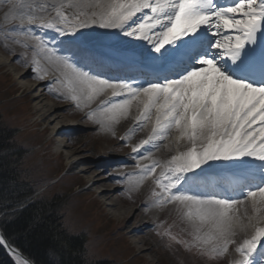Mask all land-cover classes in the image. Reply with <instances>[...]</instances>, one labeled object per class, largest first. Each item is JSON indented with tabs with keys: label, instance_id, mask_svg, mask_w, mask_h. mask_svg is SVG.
Returning <instances> with one entry per match:
<instances>
[{
	"label": "snow or ice",
	"instance_id": "snow-or-ice-1",
	"mask_svg": "<svg viewBox=\"0 0 264 264\" xmlns=\"http://www.w3.org/2000/svg\"><path fill=\"white\" fill-rule=\"evenodd\" d=\"M7 3L5 21L34 41L23 46L43 53L59 72L48 85L57 99L81 109L110 91L111 99L85 117L108 128L127 117L133 102L143 105L136 117L141 130L154 117L151 134L132 147L138 161L151 159L177 131L175 155L137 164L138 183L154 177L160 189L153 190L155 203L176 204L192 225V240L177 242L209 259L235 244L240 258L233 264H264V0ZM37 29L54 31L56 43ZM32 63V78L44 80L40 61ZM183 139L189 146L180 151ZM0 246L18 264H31L2 231ZM49 255L48 264H67L59 247Z\"/></svg>",
	"mask_w": 264,
	"mask_h": 264
},
{
	"label": "bare ground",
	"instance_id": "bare-ground-1",
	"mask_svg": "<svg viewBox=\"0 0 264 264\" xmlns=\"http://www.w3.org/2000/svg\"><path fill=\"white\" fill-rule=\"evenodd\" d=\"M36 3H44L48 2L50 3L51 0H34ZM0 5H2L1 13H0V24H4L6 29H13L15 31L17 27V22L14 21H5L4 19V14L8 11L10 5L7 3V0H0ZM42 29H37L38 32H41L44 34ZM51 31V30H50ZM103 31V30H99ZM18 32V31H17ZM54 33V36H49L46 35V38L52 42L56 43V40L53 39L54 37H57V34ZM19 33V32H18ZM12 40L24 45V43L34 45L33 43H29L25 39H23L21 36L16 35V36H11ZM10 51L8 50L9 53L11 54H18L19 53L16 51V48L13 45L9 46ZM32 49V48H31ZM33 51V50H32ZM37 60L40 61L41 67L46 71L47 75L44 80L40 79H34L33 77V60L30 62V67L28 66V71L24 72H19L20 69H18V59L12 58L10 61H8L9 65V71L8 73H5L4 77H7L8 80L10 79V88H11V94L14 95L13 91L16 92L15 90L17 89L19 93H17V96L20 98H17L18 100H22V96L27 97L30 99V104L32 106H29V110H31V107L33 109V113L36 115L40 116V120L42 123H47L48 126L46 127V131L51 129L52 126L55 125L56 121H59V128H55L54 130L56 133L55 137H59V135L64 132L66 129H71L67 124V117L71 116H77L81 121H83L85 124H87L89 127H91V131L96 132L98 135L100 134L99 137L103 139L108 145H110V148H102L99 150V156L102 158H105L102 163L99 164H94L90 163L87 160H81L75 162V164L78 166L80 165L81 171L78 173V178H87V175L91 174V172L94 175V178L92 180H86V186L85 190H89L90 193L93 192L94 189H98V195L97 198H102V207L106 211H110V214H112L114 221H121L125 222L123 229V233L125 237L120 236V240L123 241V246H124V251L126 249H130V251L127 250V252L122 251L120 254L116 253V256L118 257L117 264H124L127 262V260L133 261L137 260L138 262H143L145 263L146 260V254L152 253L153 249L149 247L147 240L145 239L146 235L148 234L147 231H145V228L149 226L155 225L157 222L162 220L164 217L170 215V216H175L177 219L169 218V220H174L176 222V225H174L170 230L168 231L171 236L174 237H179V240L183 241H188L187 234H185L188 230L186 228H181L179 226V229H177V226L180 225H185V226H191L192 225L182 217L181 210L178 208L176 204H164L163 206L157 205L155 203L156 197L152 195L153 190L159 191L154 183V177H147L142 180V182L138 181L140 180V174H141V168L137 167V164L139 163L142 166L144 165H149L151 164L152 159H157L160 161H165L171 158L172 155L176 154L177 151V137L178 133L175 129L172 130V132L169 134L167 140L161 142L162 146L159 148V150H156L153 152V156L151 159L148 160H141L138 161L136 159L135 153L132 152V147L139 143L141 140L146 139L150 134L152 127L154 126V117L153 120L145 127L142 128V130L138 127V122L136 120V117L139 115L140 110V103L139 102H133L129 114L127 117H122L119 119L118 123H114L110 128L104 127L98 123L95 122V119H86V114L91 112L92 110H98L99 106L101 104V101L111 99V92H105L103 95H101L98 99L95 101L91 102L87 107H83L81 109H77L75 107V102L73 101H65V100H60L59 101L60 105H55L53 104L50 108L47 107V105L44 103V100L47 98L48 94H46V91L48 90V85L50 82L54 81L57 76L59 75V72L56 70L55 66L50 64L45 58L43 53H40L39 55H36ZM2 64V63H1ZM17 66V67H16ZM20 67H25V65L20 64ZM10 68H13L14 71L16 72V77L10 72ZM59 89V85H56L54 87V90ZM19 94L21 96H19ZM62 107H65L64 109ZM62 110L60 111V109ZM67 109V111H66ZM77 109L76 114H71L70 110ZM99 116V112H98ZM5 117V116H4ZM56 117V118H55ZM24 122V119H23ZM10 130L14 131L15 128L9 127ZM57 130V131H56ZM58 134V135H57ZM18 138V133L15 131L14 133V139L17 140V145H18V151L24 150L22 154L18 155L21 157V159H18V162L22 163L23 162V156L26 155L28 156V152L26 153V148L22 145L24 142L17 139ZM189 146V141L187 139L180 140L178 142V147L180 151L186 150V148ZM61 147V146H60ZM148 145H145V148H148ZM145 148L140 149V152L143 153L145 151ZM85 148L82 146L81 148H72L68 145L62 146L56 155H58V158L61 157H70L80 154L85 152ZM31 151V150H30ZM88 151V150H86ZM30 154V153H29ZM31 156V155H30ZM26 157L24 160H26ZM74 164V163H72ZM107 164V165H106ZM63 165V164H62ZM74 166V165H73ZM76 167V166H75ZM95 168L97 170H95ZM134 174L131 179H125V177L128 176V174ZM161 173V169L157 168L156 170V176H159ZM69 174V173H68ZM68 176V175H67ZM73 175H69L68 178H72ZM64 179V178H63ZM104 182H107V184H115L116 182H121V191L122 192H127L131 195L134 196V199L127 205H122L116 202V198L113 197L115 194V187H107L104 189H101ZM73 184L67 183L65 187L72 186ZM77 185L78 189L74 192V195H80L78 192L81 190L79 187L80 184H75ZM65 191V190H64ZM31 192V191H30ZM87 193V192H84ZM33 193L28 195V199L26 202L24 201L22 204L19 205H10L12 207L9 212L8 208L4 205V207L0 208L1 210H4L3 213L7 214L4 219L2 218L0 214V231H2L5 235L4 232V225L3 223L9 222L13 220L12 218H9V215L12 213H18L30 206H37L40 208H46L45 203L47 202L46 199H38L37 202L31 203L30 202V197ZM89 194V193H88ZM92 194V193H91ZM29 204L25 208H21L25 206L27 203ZM101 202V201H100ZM93 201H90V203H87V206L89 207ZM95 204V203H93ZM44 205V206H43ZM136 207V210L134 209ZM21 208V209H19ZM48 209V208H47ZM261 215L264 216V205L261 206ZM49 210V209H48ZM51 213L53 212L52 210H49ZM241 211H243V208H241ZM131 213V214H130ZM248 213L249 215H253V211L251 209L250 204L248 205ZM89 215H92L93 217H90ZM69 216L71 218V225L76 226L78 229L81 230H87L85 234L88 236V241L87 239L82 237L81 233L75 232V233H69L67 234L70 237H79L81 236V251L83 254L86 253V255L80 256L79 258L81 261H83L85 258L88 262V264H107L106 262H92L88 259V253H87V248L89 246V249H92L94 244H91L92 241L96 240V235L99 230L100 223H101V218L103 219V215H101L99 212L94 210V213H91L90 211L86 210H79L76 209L72 212L69 213ZM98 228H97V226ZM95 229H90L92 227H95ZM102 228V227H101ZM100 228V229H101ZM90 229V230H89ZM193 229V228H192ZM251 229H248L247 234H251ZM6 236V235H5ZM104 236V234H103ZM245 236V233H240L238 234L235 239L237 242H240ZM168 238L171 240V237L168 235ZM7 242L11 244V247L20 250L19 247H17L13 242H11L7 237ZM178 240H176V245L178 248L175 247H168L166 248V252L172 254L173 256L180 258L181 256L183 257L184 263H190L194 260L192 251H189L186 246L182 243H178ZM126 248V249H125ZM137 251V259H135V256L133 255L135 253V249ZM236 245H231L229 249L234 250V254L231 255V262L229 259L226 257H219L217 261L211 263V262H206L204 264H220V261H223L228 264H233L234 261H237L240 257L239 254L236 253L235 251ZM16 251V250H15ZM119 251V250H118ZM23 253V252H22ZM24 254V253H23ZM11 255L13 257H17L14 252H11ZM30 259V258H29ZM14 264H17L13 259H11ZM195 262V261H194ZM159 264V261H157ZM172 264V262L170 261Z\"/></svg>",
	"mask_w": 264,
	"mask_h": 264
},
{
	"label": "rangeland",
	"instance_id": "rangeland-1",
	"mask_svg": "<svg viewBox=\"0 0 264 264\" xmlns=\"http://www.w3.org/2000/svg\"><path fill=\"white\" fill-rule=\"evenodd\" d=\"M0 9H2V5H0ZM41 31L51 37L54 36V33L50 30ZM16 35H19L26 41L34 44V41H32L28 37L20 35L17 31H14L13 29L7 31L0 26V49H2L3 47H7L10 51L9 46L13 45L16 48L17 52L20 54H14L19 57L18 60L23 57L22 62L18 63L23 65L26 64L28 66L31 60L36 57V54L32 51L31 47L25 48L22 44L13 41L11 36ZM11 59L12 56L7 57L0 54V113L3 121L1 125L2 128H5L9 131H12L9 129V127L15 128L13 133L17 131V139L20 140V143L21 141L24 142V144L22 145L26 148L25 152H28V156H23V162L19 163L18 170L21 181L29 188V191L33 193L29 199L30 202H37V200L40 198L46 199L47 202L45 203V206L49 210H52L55 216H57L59 220H61L60 223L63 229H65L66 232L69 233H81L82 237L85 238V240L87 239V241L89 239L87 234H85L87 230L83 231L81 229H78L76 226H72L70 224L71 218L69 216V213L76 209L90 211L91 213H94V210L99 212L101 215H103V219L101 218L100 220V226L102 228H99L96 235V240L92 241L91 243L94 244L93 248L89 249V246L87 248V253L89 255L88 259L95 263L106 262L107 264H117L118 257L116 256V253L120 254L122 251H124V243L122 240H120V236L125 237L122 229L125 222L114 221V218L112 214H110V211H106L105 209H103V199L100 197L97 198L99 192L98 189H94L93 192H91L92 194L89 190L83 191L87 183L86 180H92L95 173L93 174L91 172V174L87 175V178H78V173L81 171L82 167L80 165L77 166L76 164L74 166L72 165V163L80 161V159L87 160L88 162H92L94 164L99 163V161L102 162V158L99 156V150L103 147L110 148V145H108L103 139H101V137H99L100 134L98 135L96 132L91 131V127H89L81 120L72 122L69 118H66L68 122L67 125L69 127L74 125V127L71 129H66L64 132H62L64 134V138L60 139L62 145L64 146L66 144L72 148H81L82 146H84L85 152L76 154L70 157L71 159H69L68 157L58 158V155L56 154L58 153L57 151L59 144H57L58 141L55 140V134L53 133L56 132L53 130L54 127L59 128L60 123L59 121H56L55 125L52 126L51 129L46 131L45 129L48 124L42 123V121L40 120V116L33 113L34 108L32 109L31 107V110H29V106H32V104H30V99L22 96V100H18L17 98L20 97L17 96V93H19L17 89L15 90L16 92L13 91L14 95L11 94V78L8 80L7 77H4L5 73H8L9 71L8 61H10ZM22 71L20 70L19 72ZM10 72L16 77V72L13 68H10ZM46 94H50L49 90L46 91ZM50 95L53 94L51 93ZM15 96L17 98H15ZM19 96L21 95L19 94ZM44 103L47 106L55 104L48 99H45ZM62 108L64 109L65 107ZM62 108L60 109V111L62 110ZM77 112V109L70 110L71 114H76ZM75 137L78 138L79 141L74 139ZM24 150L18 151L17 149V152H15V154L23 155L22 152ZM25 157L26 160H24ZM95 170L97 169L95 168ZM71 174L73 175V177L68 178V176ZM67 183H71L73 185L65 187ZM75 184H80L79 187L81 188V190H79L78 192L80 195L77 196L74 195V192L78 189L77 185ZM100 186H102L101 189H104L107 187H115L116 185H109L107 184V182H104ZM119 191L120 189L118 190L116 188L114 193L115 195L113 197L116 198V202H118L119 204L127 205L129 202L124 200L126 199L128 194H121V197L119 198ZM90 201H93V203L95 204L92 203L88 207L87 203H90ZM30 202L21 208L23 209L27 207L29 204H31ZM2 206L4 205H1V208ZM6 207L8 208V212L12 208L9 204H6L5 208ZM1 208L0 214L2 213L1 216L4 219L8 215L4 214L1 211ZM134 209L136 210V207ZM89 216L93 217L92 215ZM169 218L179 220L175 216L170 215L164 217L162 220H168ZM96 226L90 229H95ZM179 226L188 230L185 234H187L188 241H191L192 236L190 235V233L193 230L192 227L190 225L185 226L184 224H179L177 226V229H179ZM158 227H160V224H156L155 226H152L150 228H145V231L148 232L145 239L147 240L149 247L153 249V252L146 254V257L144 259L146 261L145 263L142 262L143 264H158L157 261H159V264H170L166 255L163 253V251L160 250L158 242L154 239V237H152V234L155 233V231L157 230L156 228ZM127 250L130 251V249H126L124 252H127ZM137 251L135 249V253L133 254L135 256V259H137L136 256H138ZM232 254H234V250L229 249V252L223 257H226L231 262ZM11 258L18 264L16 257L11 256ZM142 263H138L137 260H127V262L124 264ZM219 263L228 264L220 260Z\"/></svg>",
	"mask_w": 264,
	"mask_h": 264
},
{
	"label": "trees",
	"instance_id": "trees-1",
	"mask_svg": "<svg viewBox=\"0 0 264 264\" xmlns=\"http://www.w3.org/2000/svg\"><path fill=\"white\" fill-rule=\"evenodd\" d=\"M0 113V204L19 205L29 198V188L19 176L17 152L18 143L13 131L2 128ZM44 206V205H43ZM4 207V206H2ZM2 212L4 210H1ZM13 220L3 223L6 237L35 264H48L52 259L49 252L59 247L62 259L67 264H88L81 261V236L70 237L61 226V220L47 207L30 206L25 210L12 213ZM0 264H14L0 246Z\"/></svg>",
	"mask_w": 264,
	"mask_h": 264
},
{
	"label": "water",
	"instance_id": "water-1",
	"mask_svg": "<svg viewBox=\"0 0 264 264\" xmlns=\"http://www.w3.org/2000/svg\"><path fill=\"white\" fill-rule=\"evenodd\" d=\"M9 250H11L9 247H7ZM19 257L22 259V260H27L24 256H22V254H19ZM32 264V263H31Z\"/></svg>",
	"mask_w": 264,
	"mask_h": 264
}]
</instances>
